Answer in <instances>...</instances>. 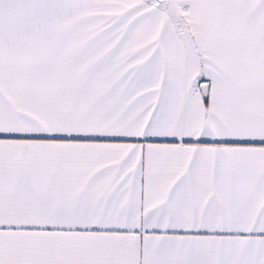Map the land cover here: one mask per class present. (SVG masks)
<instances>
[{"label":"snow or ice","instance_id":"1","mask_svg":"<svg viewBox=\"0 0 264 264\" xmlns=\"http://www.w3.org/2000/svg\"><path fill=\"white\" fill-rule=\"evenodd\" d=\"M0 264H264V0H0Z\"/></svg>","mask_w":264,"mask_h":264}]
</instances>
